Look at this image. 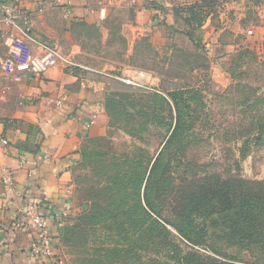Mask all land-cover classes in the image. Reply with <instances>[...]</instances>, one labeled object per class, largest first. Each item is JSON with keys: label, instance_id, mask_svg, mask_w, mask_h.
I'll use <instances>...</instances> for the list:
<instances>
[{"label": "rangeland", "instance_id": "1", "mask_svg": "<svg viewBox=\"0 0 264 264\" xmlns=\"http://www.w3.org/2000/svg\"><path fill=\"white\" fill-rule=\"evenodd\" d=\"M190 1L185 5L180 0L176 6L185 7L198 0ZM133 5L132 0H122L111 7L107 38L94 25L75 28L74 38L81 52L66 56L73 63L104 72L113 79L132 75L135 70L144 71L149 78L147 87L132 86L135 92H125L124 99L116 98L118 103L111 109L104 101L103 115L83 142L82 153L73 169L74 196L81 210H94L95 215H102L108 209H117L115 206L124 197L120 178L125 182L123 189L129 190V175H139L142 166L150 169L163 150L171 133L173 119L169 110L173 101L156 96H166L160 90L161 80L164 87H183L185 92L180 98L188 112L190 128L186 134L190 142L179 169L189 172L188 164L192 167L198 163L203 173H215L223 179L241 177L264 181V54L256 61L245 48L255 37V13L249 12L251 19L246 23L235 19L230 9L226 10L221 34L223 44L229 51L228 44L238 43L241 50L234 55V61V56L226 53L227 74H221L213 69L214 40L206 34L213 26L220 25L216 16L219 8L216 13L215 8L211 10L212 22L208 28L191 30L184 16H176L172 25L166 24L185 35H175L173 28L161 25L154 34H157L155 44L149 27L133 35L129 26L136 14ZM241 26L245 30L252 28L254 34L245 33ZM106 74L102 75L108 77ZM121 83L117 82L118 88L129 87ZM156 191L150 193L152 200L157 196ZM143 193L144 188L142 196ZM173 193H164L157 200L164 217L169 214ZM147 210L151 218L139 224L126 223L122 213H113L116 219L98 225L93 220H83L80 212L69 218L64 226L68 234L62 241L69 264H177L173 258L175 250L179 254L196 252L217 256L207 245L190 243L164 218ZM155 220L157 224L153 223ZM145 233H152L153 238L141 241ZM156 233L167 237L155 236ZM217 245L244 261L242 264L257 261L253 254L238 246L229 247L220 242ZM115 250L118 262L110 256V251Z\"/></svg>", "mask_w": 264, "mask_h": 264}, {"label": "crops", "instance_id": "2", "mask_svg": "<svg viewBox=\"0 0 264 264\" xmlns=\"http://www.w3.org/2000/svg\"><path fill=\"white\" fill-rule=\"evenodd\" d=\"M39 1L42 5L37 0L24 4L32 21L33 39L27 40L28 44L33 52L40 54L43 49L39 43L50 41L64 56L71 57L81 52L74 29L94 25L107 38L110 9L122 0ZM179 1L132 0L136 14L129 26L133 35L149 27L151 41L157 44L155 32L164 22L172 25L176 18L173 9L178 8ZM181 1L185 5L192 2ZM218 1L215 13L219 8L216 16L220 25L213 26L206 34L214 40L213 69L227 74L226 53L234 56L241 45L230 43L227 51L223 44L226 10L230 9L235 19L246 23L251 19L249 12L255 13V37L245 48L258 61L264 54V0ZM161 7L166 9L163 18L157 15ZM39 8L42 10L38 11ZM184 14L187 16V12ZM211 22L210 14L201 28H208ZM242 30L248 31L243 27ZM16 35H19L17 31ZM6 36L0 33V264H45L30 253L36 228L28 224L26 211L37 205L45 216L54 217V224L62 221L64 226L81 211L74 196L73 169L83 142L103 115L105 95L112 86L100 77L106 73L78 63L70 66L61 62L40 77L27 72L10 73L3 67L9 56ZM10 171L14 176L9 186L3 178ZM54 224L51 230L60 258L57 264H69L62 242L64 227L60 229Z\"/></svg>", "mask_w": 264, "mask_h": 264}, {"label": "trees", "instance_id": "3", "mask_svg": "<svg viewBox=\"0 0 264 264\" xmlns=\"http://www.w3.org/2000/svg\"><path fill=\"white\" fill-rule=\"evenodd\" d=\"M218 2V0H198L192 5L173 10L176 16H184L191 30H195L203 26ZM165 14L166 9L161 7L157 15L163 18ZM163 25H167L166 22ZM168 27L174 29L175 35H185L183 31L173 26ZM100 77L112 86L105 95V106L109 109L117 101L116 98L120 96L124 99L127 97L125 92L134 91L130 85L123 90L118 88L117 82L120 85L122 81L107 76ZM163 83L164 81L161 80L160 90L167 97L156 96L163 101H173L169 110L173 119L170 123L171 133L163 150L150 169L142 166L139 175L134 173L129 175L130 185L127 184L129 190L123 189L125 182L120 178V188L124 197L120 199L121 204L117 203L115 206L117 208L115 210L118 211L108 209L102 215H95L94 210H81L82 219L93 220V224L98 225L116 219L111 214L122 213L126 223L139 224L151 218L147 210L149 209L160 218H164L167 224L190 243L207 245L217 255L205 256L196 252L181 253V255L175 250L173 258L177 264H242L240 262H244L225 252L217 242L226 243L229 247L238 246L242 251L253 254L255 260L257 259L252 264H264V181L241 177L223 179L215 173H203L198 163H194L192 167L188 164L189 172L179 169L178 167L183 164L185 147L190 142L186 134V130L190 128L188 112L180 98L185 92L183 87L166 88ZM176 173L180 174L176 175ZM178 180L181 184H177ZM155 185L158 187L154 188ZM154 189L157 190V196L152 200L150 193ZM168 192L174 193L169 203V214L164 217L157 200ZM153 223L157 224L158 221L155 220ZM162 230L167 232L166 228ZM67 234L68 231L66 232L64 227L62 241ZM157 235L166 236L164 233H156L155 236ZM149 238H153L152 233L150 235L145 233L141 241L146 242ZM110 256L113 257L112 260L118 262L116 250L110 251Z\"/></svg>", "mask_w": 264, "mask_h": 264}, {"label": "built area", "instance_id": "4", "mask_svg": "<svg viewBox=\"0 0 264 264\" xmlns=\"http://www.w3.org/2000/svg\"><path fill=\"white\" fill-rule=\"evenodd\" d=\"M31 0H0V33L7 35V45L9 47L8 59L3 61V67L10 73L27 72L31 75L40 77L48 69L55 67L63 62L67 65L74 66L69 58L64 56L57 45L50 41L40 42L43 51L40 54L33 52L27 40L32 38V21L31 14L27 13L24 4ZM39 5L42 2L37 0ZM41 7V6H40ZM42 9L39 8L38 11ZM102 16L105 15V9L101 10ZM16 31L19 35H16ZM249 35L254 34L252 28L248 29ZM116 79L133 87H147L149 78L144 71L135 70L132 75L116 76ZM4 144H8L6 139H3ZM13 173L7 172L3 181L7 185L13 184ZM26 216L28 224L36 228L35 239L33 240L30 253L39 258L45 264H57L60 261L58 257V249L55 246V237L51 230L54 224V217L45 216L41 213L37 205H32L27 211ZM62 229L64 223L59 221L54 224Z\"/></svg>", "mask_w": 264, "mask_h": 264}]
</instances>
